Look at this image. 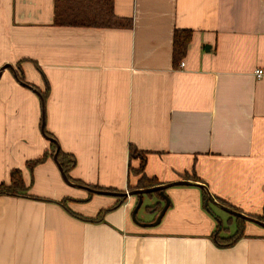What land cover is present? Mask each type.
Segmentation results:
<instances>
[{
	"label": "crops",
	"instance_id": "0c3cea01",
	"mask_svg": "<svg viewBox=\"0 0 264 264\" xmlns=\"http://www.w3.org/2000/svg\"><path fill=\"white\" fill-rule=\"evenodd\" d=\"M115 14L133 27H60L55 0H0V69L21 64L27 83L49 85L45 126L75 157L71 178L127 192L129 166L141 164L130 162L134 146L149 177L196 176L227 205L263 215L264 0H115ZM178 30L192 39L175 65ZM42 118L39 95L4 70L0 184L20 169L41 200L0 197V264H264V228L247 222L241 240L219 247L212 235L230 215L206 208L194 186L166 191L171 206L154 228L133 222L137 197L102 222L71 215L95 218L117 197L68 186L50 157L30 173L51 151Z\"/></svg>",
	"mask_w": 264,
	"mask_h": 264
},
{
	"label": "trees",
	"instance_id": "16d2710c",
	"mask_svg": "<svg viewBox=\"0 0 264 264\" xmlns=\"http://www.w3.org/2000/svg\"><path fill=\"white\" fill-rule=\"evenodd\" d=\"M54 23L55 25L60 27H79V28L131 29L133 27V21L131 19L121 18L115 14V0H55ZM191 39H192V31L189 30L176 31L174 37V50H173V60L175 65H178L185 57ZM37 68L38 70H40L38 66ZM16 71L19 80L21 82L29 84L27 83L24 77L21 64L17 66ZM31 86L38 90V87H36L35 85H31ZM49 90H50L49 85L47 86L45 92H41L38 90L41 93L44 102H46L47 98L49 97ZM45 133L47 134V136L57 140L51 133H49L46 130V128H45ZM50 143H51L50 153L46 152L41 158L33 161H29L27 163L28 170L30 171L31 174H33L34 169L37 166L45 163L49 157L50 158L54 157V154L57 150V146L53 142ZM146 159L147 158L145 152L139 151L134 146L130 147V162L134 160H140L141 164L138 168H134L131 165L129 166V177L131 179L136 178V182L135 184H132L129 179L128 191H133L137 189H147L163 184L156 177H149L146 174L145 171ZM58 160L62 165L70 181L93 190L124 193V191L121 192L117 189H112V188L108 189V188H101L98 186H91L72 179L70 176V172L76 167V159L73 155L63 152L62 149H60L59 151ZM187 179L195 180V182L196 181L201 182V180L196 176L190 178L187 177ZM30 190H31V186L26 185L23 177V172L20 169H14L11 171L10 174V182L0 184V197L9 196V197L41 200L39 198L32 196L30 194ZM87 192L89 193V198L96 195L91 191H87ZM201 192L203 194V200L206 208H210V205L212 204L210 203L206 192L203 191L202 189ZM146 196L150 197V199L153 198L158 199L157 203L146 207V211L148 213H153L157 215L163 208L162 205L163 201L160 197L159 192L150 193L147 194ZM126 200L127 199L123 196L117 197V203L115 207L109 210H101L95 218L82 217L72 212L70 209H67V211L71 215L79 219L98 223L104 221L105 214H107L109 211L113 210L114 208H118L123 204H125ZM217 200L220 203L229 206L230 208L238 212H241V210H239L238 208L227 205L224 201L220 199ZM69 201H73V200L66 199L60 202L59 204L66 209L68 208L66 203ZM249 216L255 217L258 220L264 222V214L261 216H255V215H249ZM247 222L248 221L242 218L234 217L230 215L229 224L233 223L236 226L235 232L231 234L228 227L219 224L212 235L214 242L221 248L233 247L239 240H241L245 236V229Z\"/></svg>",
	"mask_w": 264,
	"mask_h": 264
},
{
	"label": "water",
	"instance_id": "95a60500",
	"mask_svg": "<svg viewBox=\"0 0 264 264\" xmlns=\"http://www.w3.org/2000/svg\"><path fill=\"white\" fill-rule=\"evenodd\" d=\"M7 69H10L12 71L15 79L22 86H24L26 88H29L30 90L34 91L41 98L42 105H43V118H42V126H41L42 133H43V135H44V137L46 139H48L50 142L55 143L56 146H57V150H56V152L54 154L53 159H54V162H55V164L57 165V167L59 169V172H60V174L62 176V179L64 180V182L68 186L76 188V189L85 190V191H91L94 194L101 195V196H114V197L123 196L126 199H128L129 197H137L138 198V202H137V204H136V206H135V208H134V210L132 212V220H133L134 223H136L137 225H139L142 228H154V227H157V226H159L161 224L162 219L164 218L166 212L168 211V209L170 208V205H171V200H170L169 196L166 194V191L168 189L173 188V187H177V186H194V187L200 188L203 191H205L207 196H208V199H209L210 203L212 205H214L215 207L225 211L226 213L230 214L231 216L242 218V219H244V220H246V221H248L250 223H254V224L264 228V222L263 221H260L257 218L249 216L247 214L238 212V211L230 208L229 206H226V205L220 203L214 197V195L211 193L209 187L207 185L203 184V183H200V182L176 181V182H173V183H166V184H162V185H159V186H156V187H152V188H147V189H137V190H133V191H127V192H124V193H114V192H108V191L93 190V189L84 187V186H82L80 184H77V183H74V182L70 181L68 176H67V174L65 173L62 165L60 164V162L58 160V154H59V151L61 149L58 141L55 140L54 138H51V137L47 136V134L45 133V128H46V126H45V124H46L45 102L43 100V97H42L41 93L37 89L33 88L31 85L26 84L24 82H21L19 80V77H18L16 69L11 64H6L0 69V77H1V75L3 73V71L7 70ZM155 192H159L160 197H161L162 201L164 202V206H163L162 210L157 214L156 219L153 222H149V223L142 222V221H140L137 218V214H138L139 210L143 206L144 195H147V194H150V193H155Z\"/></svg>",
	"mask_w": 264,
	"mask_h": 264
},
{
	"label": "rangeland",
	"instance_id": "374dc122",
	"mask_svg": "<svg viewBox=\"0 0 264 264\" xmlns=\"http://www.w3.org/2000/svg\"><path fill=\"white\" fill-rule=\"evenodd\" d=\"M148 199H145V201H144V203H143V206H142V208L139 210V212H138V214H137V218L139 219V220H144V221H146V220H149V218H151V216H150V213H148L147 211H146V207L147 206H150V205H152L151 203L152 202H154V199H156V198H153V199H150V197H148V196H146ZM214 210L215 211H218L220 214H222L223 216H227V214L223 211V210H221V209H219V208H214ZM144 221H142V222H144ZM154 221V220H153ZM152 221V222H153ZM234 221V220H233ZM145 223H148V222H145ZM225 223H227L228 225V227L230 228V229H232V231H233V227H234V224L233 223H231V224H229V222H225ZM234 232V231H233Z\"/></svg>",
	"mask_w": 264,
	"mask_h": 264
},
{
	"label": "built area",
	"instance_id": "2783aa9c",
	"mask_svg": "<svg viewBox=\"0 0 264 264\" xmlns=\"http://www.w3.org/2000/svg\"><path fill=\"white\" fill-rule=\"evenodd\" d=\"M182 66H184V63H182ZM256 76L258 77V78H261V77H263V75H264V71L262 70V69H259V70H257L256 71Z\"/></svg>",
	"mask_w": 264,
	"mask_h": 264
}]
</instances>
